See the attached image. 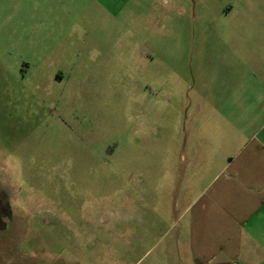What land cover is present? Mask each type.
<instances>
[{
	"label": "rangeland",
	"instance_id": "374dc122",
	"mask_svg": "<svg viewBox=\"0 0 264 264\" xmlns=\"http://www.w3.org/2000/svg\"><path fill=\"white\" fill-rule=\"evenodd\" d=\"M181 2L0 0V247L21 264H179L229 58L264 59V0Z\"/></svg>",
	"mask_w": 264,
	"mask_h": 264
},
{
	"label": "crops",
	"instance_id": "0c3cea01",
	"mask_svg": "<svg viewBox=\"0 0 264 264\" xmlns=\"http://www.w3.org/2000/svg\"><path fill=\"white\" fill-rule=\"evenodd\" d=\"M181 1L170 0L172 10ZM192 1L195 8L207 5V0ZM233 11L232 4L222 9ZM229 61L239 64L229 66L234 70L216 106L220 118L212 120L208 136L213 176L199 194L177 205L179 264H264V59ZM10 215L0 214V233L9 227ZM4 247L0 264H21L15 238L7 252Z\"/></svg>",
	"mask_w": 264,
	"mask_h": 264
}]
</instances>
